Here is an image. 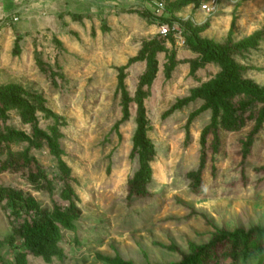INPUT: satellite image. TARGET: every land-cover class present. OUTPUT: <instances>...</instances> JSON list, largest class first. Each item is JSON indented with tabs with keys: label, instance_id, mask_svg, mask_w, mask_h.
Here are the masks:
<instances>
[{
	"label": "rangeland",
	"instance_id": "rangeland-1",
	"mask_svg": "<svg viewBox=\"0 0 264 264\" xmlns=\"http://www.w3.org/2000/svg\"><path fill=\"white\" fill-rule=\"evenodd\" d=\"M69 3L49 28L29 26L25 35L11 28L0 37V130L34 140L24 104L33 107L39 131L48 138L57 132L60 160L70 170L80 210L74 231L62 232L51 261L29 255L27 264H102L99 257L174 264L190 253L189 244L209 243L216 230L264 227L262 109L226 93L223 126L204 135L215 114L210 89L221 82L222 68L185 41L227 48L242 80L264 91V40L241 47L264 28V0H218L212 15L182 0ZM157 3L170 6L162 17H171L184 45L159 35ZM122 68L126 117L117 91ZM11 87L19 90L15 103L24 107L12 105L5 93ZM141 116L152 176L148 196L135 198L128 189L140 169L133 138ZM234 121L241 124L236 131ZM18 140L10 150L34 158L55 192H37L12 174H0V188L22 190L44 210L53 203L65 206L57 162L46 143L37 150ZM5 158L3 150L0 162ZM9 213L0 206V259L8 264L18 252L7 242L14 219Z\"/></svg>",
	"mask_w": 264,
	"mask_h": 264
},
{
	"label": "trees",
	"instance_id": "trees-1",
	"mask_svg": "<svg viewBox=\"0 0 264 264\" xmlns=\"http://www.w3.org/2000/svg\"><path fill=\"white\" fill-rule=\"evenodd\" d=\"M203 1L205 0H182L184 4L197 3L198 7ZM164 7L165 13H169L170 6ZM165 13L160 15L159 18L162 23H170L171 17H162L165 16ZM258 40H264V28L250 37L241 47L250 48ZM185 41L193 49L202 53L206 60L216 62L222 68L221 82L210 89L209 100L215 114L211 125L204 131V135L209 134L211 130L214 132L219 131V128L223 126L220 123V117L223 114L222 107H225L223 98L226 93H231L234 97H247L260 105L262 115L258 124H261L264 119V91L254 84L242 80L241 71L231 60L228 49L204 40L189 38ZM123 71V68L119 70L117 91L120 93L123 113L126 117L129 99L124 87ZM5 93H8L9 100H14L19 94V90L11 87L6 89ZM12 105L14 108L15 106L18 108L24 107L21 102L15 103V100ZM24 105L28 110V122L31 123L34 140H30L16 131L4 133L0 130V154L4 150L6 156L5 160L0 162V174L18 175L24 178L35 191L45 192L52 196L55 192V186H53L52 180L46 177L39 163L34 158L29 157L27 153H13L9 148L11 143L19 141L18 138L28 141L37 150L43 147V143H46L49 154L56 159L59 170L57 181L62 184L61 189H59V199L66 205L61 206L53 203L51 210H44L30 194L13 188H0V206L5 212L10 211L9 218L14 217L13 220L10 219L12 229L7 242L10 246H17L18 248L13 262L9 264H27L29 255L50 262L62 241V232L74 231L75 223L80 218V210L75 205V194L70 185V170L60 160L57 132L53 131V138L46 137L37 128L34 108ZM230 105L229 102L227 107L230 108ZM40 110L43 111L42 108ZM231 126V130L236 131L241 127V124L234 121ZM212 146L214 148V145ZM135 154L139 155L140 169L135 178L129 183L128 196L145 198L148 196L146 187L151 180L152 171L150 167L151 146L145 138V120L143 116L140 117L139 126L133 138V155ZM189 251V254L182 255L181 260L174 264H223L226 259H229L232 264H264V227L256 226L247 231L236 229L232 232L216 230L209 243L199 246L189 244ZM99 259L102 264H131L119 259L103 257H99ZM0 264L8 263H4L0 259Z\"/></svg>",
	"mask_w": 264,
	"mask_h": 264
},
{
	"label": "crops",
	"instance_id": "crops-1",
	"mask_svg": "<svg viewBox=\"0 0 264 264\" xmlns=\"http://www.w3.org/2000/svg\"><path fill=\"white\" fill-rule=\"evenodd\" d=\"M70 0H0V19L4 17H16L18 21L14 28L19 35L29 33L27 27L33 31L41 28H49L54 25L59 15L68 7ZM67 4V5H66ZM70 4V3H69ZM28 23L26 27L22 26ZM22 24V25H20ZM8 31L4 30L0 37Z\"/></svg>",
	"mask_w": 264,
	"mask_h": 264
},
{
	"label": "built area",
	"instance_id": "built-area-1",
	"mask_svg": "<svg viewBox=\"0 0 264 264\" xmlns=\"http://www.w3.org/2000/svg\"><path fill=\"white\" fill-rule=\"evenodd\" d=\"M218 8V0H205L200 4L199 10L206 14L212 15L216 12ZM165 13V7L163 3L155 4L154 14L156 17H159ZM18 21L16 17H4L0 19V34L4 31V29H9L13 24ZM159 35L162 37H173L175 42L180 45H184L185 41L183 39L182 32L170 23H160L159 27Z\"/></svg>",
	"mask_w": 264,
	"mask_h": 264
}]
</instances>
